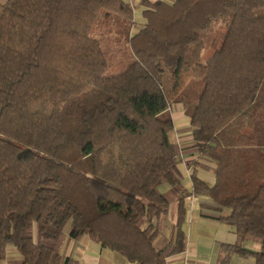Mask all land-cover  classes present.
I'll use <instances>...</instances> for the list:
<instances>
[{
  "label": "trees",
  "instance_id": "obj_1",
  "mask_svg": "<svg viewBox=\"0 0 264 264\" xmlns=\"http://www.w3.org/2000/svg\"><path fill=\"white\" fill-rule=\"evenodd\" d=\"M130 38L135 60L106 76L101 12L134 23L123 0L0 1V261L74 264L60 246L84 234L135 264H167L185 249V199L174 123L163 116L184 89L201 87L191 115L196 149L215 163L192 194L227 215L240 242L230 253L264 264V0L142 2ZM217 26L202 58L201 35ZM197 86V85H196ZM180 193L170 239L157 222Z\"/></svg>",
  "mask_w": 264,
  "mask_h": 264
},
{
  "label": "crops",
  "instance_id": "obj_2",
  "mask_svg": "<svg viewBox=\"0 0 264 264\" xmlns=\"http://www.w3.org/2000/svg\"><path fill=\"white\" fill-rule=\"evenodd\" d=\"M123 1L133 8L134 23L140 26L139 29L143 27L145 19L142 2L144 0ZM184 91L186 99L171 102L167 112L174 123L171 138L180 151L179 168L183 175L182 185L191 195L185 199L187 208L183 224L186 236L185 249L181 254L168 258L167 264H184L185 261L190 264H255L253 257L241 256L237 253H232L228 261L224 262L230 253L229 247L239 244L247 250L259 251L261 245L251 240L240 242L234 228L216 219V216L227 215L229 211L220 209L207 196L192 194V176L196 175L209 186H213L216 182V165L196 149L193 136L195 127L192 126L191 115L201 91L199 82H195V86L186 87ZM160 190L169 198L170 206L167 215L162 216L157 225L162 237L170 239L173 235V227L180 218L181 195L168 185H163ZM60 253L63 258L74 260V264H135L129 262L120 253L102 247L86 234L73 239L69 237V232L65 233ZM0 264H21V255L16 248L8 247L6 258L0 261Z\"/></svg>",
  "mask_w": 264,
  "mask_h": 264
},
{
  "label": "rangeland",
  "instance_id": "obj_3",
  "mask_svg": "<svg viewBox=\"0 0 264 264\" xmlns=\"http://www.w3.org/2000/svg\"><path fill=\"white\" fill-rule=\"evenodd\" d=\"M5 1V0H0ZM217 26L224 31L222 24L214 25L212 31L201 35L204 40V52L202 58H207L213 50L212 41L217 36ZM140 26L135 23L115 17L113 14L101 12L98 21L92 30V36L98 38L101 42L108 69L106 76L116 75L123 72L135 60L133 51L130 47L131 36L139 29ZM191 86V85H190ZM189 87V86H188ZM165 112L163 116H168ZM70 231V224L64 230L65 233Z\"/></svg>",
  "mask_w": 264,
  "mask_h": 264
},
{
  "label": "built area",
  "instance_id": "obj_4",
  "mask_svg": "<svg viewBox=\"0 0 264 264\" xmlns=\"http://www.w3.org/2000/svg\"><path fill=\"white\" fill-rule=\"evenodd\" d=\"M184 264H190V262H188V261H185V262H184Z\"/></svg>",
  "mask_w": 264,
  "mask_h": 264
}]
</instances>
